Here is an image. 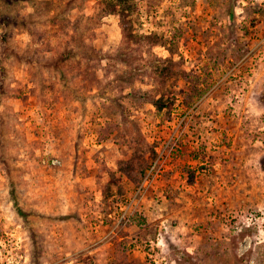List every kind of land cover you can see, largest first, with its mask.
<instances>
[{
    "label": "rangeland",
    "instance_id": "rangeland-1",
    "mask_svg": "<svg viewBox=\"0 0 264 264\" xmlns=\"http://www.w3.org/2000/svg\"><path fill=\"white\" fill-rule=\"evenodd\" d=\"M0 0V264H264V0Z\"/></svg>",
    "mask_w": 264,
    "mask_h": 264
},
{
    "label": "trees",
    "instance_id": "trees-1",
    "mask_svg": "<svg viewBox=\"0 0 264 264\" xmlns=\"http://www.w3.org/2000/svg\"><path fill=\"white\" fill-rule=\"evenodd\" d=\"M117 3H119L120 5L121 4H124L123 0H115Z\"/></svg>",
    "mask_w": 264,
    "mask_h": 264
}]
</instances>
